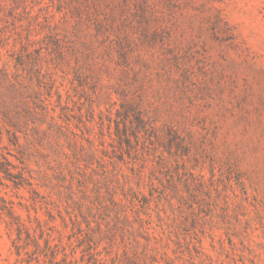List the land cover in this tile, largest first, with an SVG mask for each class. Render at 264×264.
Wrapping results in <instances>:
<instances>
[{
  "label": "rangeland",
  "instance_id": "obj_1",
  "mask_svg": "<svg viewBox=\"0 0 264 264\" xmlns=\"http://www.w3.org/2000/svg\"><path fill=\"white\" fill-rule=\"evenodd\" d=\"M0 264H264V0H0Z\"/></svg>",
  "mask_w": 264,
  "mask_h": 264
}]
</instances>
